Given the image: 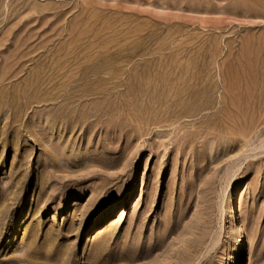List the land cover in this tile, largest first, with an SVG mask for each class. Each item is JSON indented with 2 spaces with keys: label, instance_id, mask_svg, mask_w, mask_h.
Masks as SVG:
<instances>
[{
  "label": "rangeland",
  "instance_id": "1",
  "mask_svg": "<svg viewBox=\"0 0 264 264\" xmlns=\"http://www.w3.org/2000/svg\"><path fill=\"white\" fill-rule=\"evenodd\" d=\"M244 93L264 0H0V264H264Z\"/></svg>",
  "mask_w": 264,
  "mask_h": 264
},
{
  "label": "bare ground",
  "instance_id": "2",
  "mask_svg": "<svg viewBox=\"0 0 264 264\" xmlns=\"http://www.w3.org/2000/svg\"><path fill=\"white\" fill-rule=\"evenodd\" d=\"M263 102H264V97L258 96L256 94L254 95L251 93H244L239 97H236L235 99V105H237V107L241 109L244 108L255 109L258 107H263L264 106Z\"/></svg>",
  "mask_w": 264,
  "mask_h": 264
}]
</instances>
